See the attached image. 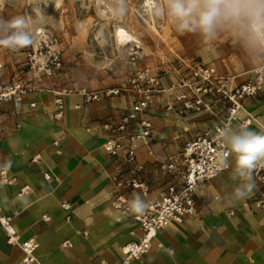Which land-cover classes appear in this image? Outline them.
Segmentation results:
<instances>
[{
  "label": "crops",
  "instance_id": "1",
  "mask_svg": "<svg viewBox=\"0 0 264 264\" xmlns=\"http://www.w3.org/2000/svg\"><path fill=\"white\" fill-rule=\"evenodd\" d=\"M235 75L234 84L247 77ZM79 90L62 93L60 113L61 92L53 89L0 102V170L7 178L0 177V264H25L21 244L30 238L39 264H264V178L253 174L251 194L225 204L239 184L232 156L228 170L195 185L192 215L157 230L146 252L126 260L124 246L142 232L116 207L117 197L147 203L176 182L159 161L220 122L222 104L178 115L164 108L165 95L154 97L146 114L153 134L135 141L137 170L122 152L112 156L103 147L135 93L86 100ZM247 116L249 130L264 129V88L238 112ZM132 177L147 188L128 187Z\"/></svg>",
  "mask_w": 264,
  "mask_h": 264
},
{
  "label": "rangeland",
  "instance_id": "2",
  "mask_svg": "<svg viewBox=\"0 0 264 264\" xmlns=\"http://www.w3.org/2000/svg\"><path fill=\"white\" fill-rule=\"evenodd\" d=\"M167 0H126L123 17L116 0H0V17L24 16L34 43L17 51L0 48V85L20 82L67 93L124 84L137 68L169 79L197 64L224 76L249 74L264 53V29H252L247 16L222 17L211 35L180 32L167 15ZM165 9L161 16L159 10ZM118 27L135 40L118 43ZM140 57L133 62V49ZM95 88V89H92Z\"/></svg>",
  "mask_w": 264,
  "mask_h": 264
},
{
  "label": "built area",
  "instance_id": "3",
  "mask_svg": "<svg viewBox=\"0 0 264 264\" xmlns=\"http://www.w3.org/2000/svg\"><path fill=\"white\" fill-rule=\"evenodd\" d=\"M140 57L138 47L131 52V60L135 62ZM235 76H224L209 64H197L185 75L177 76L171 85L164 86L162 76L151 72L148 68H137L128 80L120 86L104 88L100 91L81 88L86 100H98L103 95H118L132 91L135 93L131 107L121 116L119 122L111 129L112 135L103 143L106 152L112 156L123 153L126 162L136 164L135 141L152 136V122L146 117L151 108L154 97L165 95L166 110H173L178 115L200 113L209 110L212 105L222 104V119L212 128L201 135L187 141L183 148L163 160L159 161V168L177 177V181L169 184L154 200L146 203L143 213H134L130 209V202L117 197L116 207L130 212L132 219L141 229V236L137 240L128 242L124 246L125 259L137 257L148 250L151 240L157 230L167 226L171 221H181L190 216L195 210L194 188L200 182L208 181L231 166V155L227 156L228 168L219 165V154L226 152L216 140V130L225 125L233 128L247 126L249 117L239 118L238 112L244 102L259 94L264 88V53L259 62L249 70V74L241 82L234 84ZM34 86L13 82L10 85H0V102L19 100L23 95L35 92ZM62 92L58 94L55 103L60 113ZM253 174L264 178V166L260 164L253 170ZM0 177L7 180L5 171L0 170ZM133 189H146L143 181L132 177L125 181ZM264 205V202H262ZM5 222V219H1ZM25 264L36 262L34 250L37 243L32 238L22 242Z\"/></svg>",
  "mask_w": 264,
  "mask_h": 264
},
{
  "label": "clouds",
  "instance_id": "4",
  "mask_svg": "<svg viewBox=\"0 0 264 264\" xmlns=\"http://www.w3.org/2000/svg\"><path fill=\"white\" fill-rule=\"evenodd\" d=\"M113 11L115 15L123 17L127 11L126 0H116ZM166 11L168 16L179 21L177 30L180 32L199 30L211 35L222 17L239 19L241 16L249 18L254 31L264 29V0H167ZM159 14L164 16L165 9L161 8ZM33 43L30 24L24 16L10 20L0 17V48L17 51ZM216 140L227 149L219 154L220 167H229L228 155L234 159L232 177L239 184L224 197L225 204L231 206L248 197L255 187L253 170L258 164L264 166V129L255 132L246 126L233 128L225 125L217 128ZM3 203L9 204L7 197L3 198ZM146 207L139 196L130 201V209L134 213H143Z\"/></svg>",
  "mask_w": 264,
  "mask_h": 264
},
{
  "label": "bare ground",
  "instance_id": "5",
  "mask_svg": "<svg viewBox=\"0 0 264 264\" xmlns=\"http://www.w3.org/2000/svg\"><path fill=\"white\" fill-rule=\"evenodd\" d=\"M115 34H116V37H117V40H118V43H128L130 41H134L135 38L129 34L126 30H124L123 28L121 27H118L115 31Z\"/></svg>",
  "mask_w": 264,
  "mask_h": 264
}]
</instances>
